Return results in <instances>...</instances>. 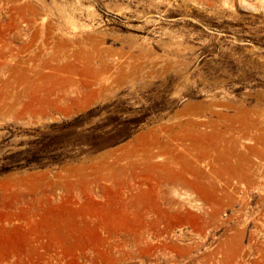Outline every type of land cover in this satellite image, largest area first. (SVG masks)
<instances>
[{"label": "rangeland", "instance_id": "374dc122", "mask_svg": "<svg viewBox=\"0 0 264 264\" xmlns=\"http://www.w3.org/2000/svg\"><path fill=\"white\" fill-rule=\"evenodd\" d=\"M0 264H264V0H0Z\"/></svg>", "mask_w": 264, "mask_h": 264}, {"label": "bare ground", "instance_id": "6f19581e", "mask_svg": "<svg viewBox=\"0 0 264 264\" xmlns=\"http://www.w3.org/2000/svg\"><path fill=\"white\" fill-rule=\"evenodd\" d=\"M151 4H154V3H151ZM66 38H67V37H66ZM69 39H70V37H69ZM69 39H68V40H69ZM65 41H66V40H65ZM69 42H70V41H69ZM76 42H77V41H76ZM103 43H104V42H103ZM69 46H70V45H69ZM72 46H73V45H72ZM66 49H67V48H66ZM70 50H71V49H70ZM71 51H72V50H71ZM66 52H67V51H66ZM66 52H65V53H66ZM68 52H69V51H68ZM68 52H67V53H68ZM73 52H74V51H73ZM75 52H77V51H75ZM63 54H64V53H63ZM69 54H70V53H69ZM72 54H74V53H72ZM64 55H65V54H64ZM71 56H73V55H71ZM75 56H76V55H75ZM67 59H68V57H66L65 60H67ZM79 59H80V58H79ZM74 60H75V59H74ZM81 61H82V60H81ZM81 61H79V62H81ZM75 62H76V61H75ZM65 63H67V61H66ZM70 64H71V63H70ZM82 64H83V63H82ZM82 64H80V65H82ZM80 65H79V66H80ZM85 65H86V64H85ZM65 66H66V65H65ZM49 67H50V65H49ZM61 67H63V66H61ZM71 67H72V66H71ZM76 67H77V66H76ZM109 67H111V66H109ZM56 68H57V67H56ZM84 68H85V66H84ZM87 68H88V67H87ZM89 68H90V67H89ZM59 69H60V68H59ZM63 69H65V67H64ZM66 69H67V67H66ZM78 69H79V68H78ZM112 69H113V68H112ZM112 69H111V70H112ZM45 70H46V69H45ZM111 70H110V72H112ZM48 71H49V70H48ZM96 71H97V70H96ZM38 72H39V71H38ZM43 72H44V71H43ZM50 72H51V71H50ZM52 72H55V71H52ZM56 72H57V71H56ZM69 72H70V71H69ZM74 73H75V72H74ZM77 73H78V72H77ZM38 74H39V73H38ZM38 74H36V75H38ZM68 74H69V73H68ZM87 74H88V73H87ZM105 74H106V73H105ZM108 74H109V73H108ZM61 75H62V74H61ZM61 75H60V76H61ZM70 75H73V74H70ZM76 75H77V74H76ZM55 76H56V75H55ZM60 76H59V77H60ZM65 76H67V75H65ZM77 76H78V75H77ZM81 76H82V75H81ZM39 77H40V76H39ZM57 77H58V76H57ZM73 78H74V77H73ZM41 79H42V78H41ZM75 79H76V78H75ZM77 79H78V78H77ZM85 79H86V78H85ZM85 79H84V80H85ZM71 80H72V79H71ZM92 80H93V79H92ZM77 81H78V80H77ZM81 81H82V80H81ZM93 81H95V80H93ZM99 81H100V80H99ZM87 82H88V81H87ZM102 82H103V81H102ZM73 83H74V82H73ZM79 83L82 84V82H79ZM88 83H91V82H88ZM93 83H94V82H93ZM93 83H91V86H90L89 84H88V86H87V83H83L85 86H84V85H80V87H81V86H84V87H86V88L89 89V86H90V88H91L92 85H94ZM109 83H110V81H109ZM66 84H67V82H66ZM66 84H65V85H66ZM95 85H97V84L95 83ZM68 86H69V85H68ZM72 87H73L72 89H74L75 86H72ZM76 87H77V86H76ZM76 87H75V88H76ZM80 87H78V88H80ZM102 87H103V86H102ZM41 88H42V87H41ZM64 88H67V87H64ZM70 88H71V87H70ZM78 88H77L76 90H78ZM86 88H85V89H86ZM93 88H94V87H93ZM95 88H96V87H95ZM95 88H94L93 90L96 91L97 88H96V89H95ZM34 89H35V88H34ZM83 89H84V88H83ZM83 89H81V90H83ZM91 89H92V88H91ZM91 89H90V90H91ZM104 89H105V88H104ZM68 90H69V89H68ZM81 90H80V91H81ZM90 90H89V91H90ZM98 90L101 91L102 88H101V89L98 88ZM98 90H97V93H96L95 96H97V95L100 94V92L98 93ZM46 91H47V89H46ZM72 91H73V90H72ZM78 91H79V90H78ZM78 91H76V92H77V93H76L77 96H80V94H81V96H82V98H83L85 94L83 95V93H82V91H81L80 94L78 95ZM95 91H94V93H95ZM106 91H107V90H106ZM74 92H75V91H74ZM83 92H84V90H83ZM90 92H92V91H90ZM47 93H48V92H47ZM53 93H54V92H53ZM70 93H71V92H70ZM85 93H87V92L85 91ZM66 94H67V93H66ZM37 95H38V94H37ZM37 95H36V96H37ZM55 95H57V94H55ZM58 95H59V94H58ZM69 95H71V94H68V96H69ZM91 95H92V97H93L92 99L95 101V98H94L93 92H92ZM91 95H90V96H91ZM28 96H29V95H28ZM36 96H35V97H36ZM48 96H49V94H48ZM66 96H67V95H66ZM68 96H67V97H68ZM86 96L88 97L89 95H88V94L85 95V98L88 99V101H89V100H90V101H93V100L91 99V97L87 98ZM69 97H70V96H69ZM74 97H75V96H73V98L70 97V98L72 99V102H71L72 104H73V101H74L75 99H76V101H74V102H77V98H74ZM100 97H101V95H100ZM32 98H33V97H32ZM43 98H44V97H43ZM85 98H84V100H86ZM28 99H29V98H28ZM28 99H27V100H28ZM33 99H34V98H33ZM50 99H51V98H50ZM66 99H68V98H66ZM73 99H74V100H73ZM41 100H42V99H41ZM43 100H44V99H43ZM45 100H46V99H45ZM55 100H56V99H55ZM98 100H99V99H98ZM28 101H29V100H28ZM64 101H65V100H64ZM66 101H67V100H66ZM66 101H65V102H66ZM68 101H71V100H68ZM68 101H67V102H68ZM86 101H87V100H86ZM86 101H85V103L82 104V105H84V106H88L87 103H90V104H91V102H86ZM96 101H97V100H96ZM43 102H45V101H43ZM43 102H41V103H43ZM52 102H54V101H52ZM65 102H64V103H65ZM49 103H50V102H49ZM57 103H58V102H57ZM77 103H79V102H77ZM77 103H75L74 105H75V106H76V105H79V104H77ZM55 104H56V103H55ZM59 104H60V102H59ZM66 104H67V103H66ZM80 104H81V102H80ZM90 104H89V105H90ZM43 105H44V104H43ZM64 105H65V104H64ZM45 106H46V104H45ZM51 106H53V105H51ZM68 106H69V103H68ZM68 106H67V107H68ZM72 106H73V105H71V107H70L71 109H72ZM75 106H74V107H75ZM40 107H42V106H40ZM43 107H44V106H43ZM47 107H48V106H47ZM79 107H81L82 109L84 108V107H82L81 105H79ZM79 107L77 106V108H75V109H79ZM25 108H27V107H25ZM45 108H46V107H45ZM51 108H52V107H51ZM61 108H62V107H61ZM63 108H65V106H64ZM63 108H62V110H63ZM28 109H29V108H28ZM31 109H32V108H31ZM31 109H30V110H31ZM39 109H40V108H39ZM54 109H55V108H54ZM57 109H58V108H57ZM68 109H69V107H68ZM71 109H69L68 112H70ZM75 109H74V110H75ZM32 110L34 111L35 109H32ZM62 110H61V111H62ZM79 110H80V109H79ZM41 111H42V109H41ZM41 111H40V112H41ZM57 111H58V110H57ZM63 111H64V110H63ZM63 111H62V113H63ZM65 111H66V110H65ZM65 111H64V112H65ZM38 112H39V111H38ZM40 112H39V113H40ZM47 112H48V111H47ZM58 112H59V111H58ZM71 112H72V111H71ZM53 113H54V112H53ZM66 113H67V112H66ZM73 113H74V112H73ZM40 114H41V113H40ZM44 114H45V113H44ZM46 115H47V114H46ZM46 115H44V116H46ZM67 115H68V114H67Z\"/></svg>", "mask_w": 264, "mask_h": 264}, {"label": "trees", "instance_id": "16d2710c", "mask_svg": "<svg viewBox=\"0 0 264 264\" xmlns=\"http://www.w3.org/2000/svg\"><path fill=\"white\" fill-rule=\"evenodd\" d=\"M32 161H31V159H26V164H30ZM16 163H18V162H16ZM5 170H7V169H5Z\"/></svg>", "mask_w": 264, "mask_h": 264}]
</instances>
